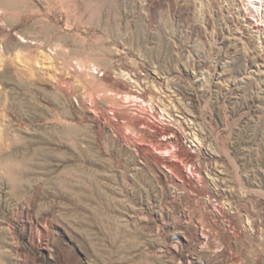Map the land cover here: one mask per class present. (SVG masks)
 Segmentation results:
<instances>
[{"label": "rangeland", "instance_id": "rangeland-1", "mask_svg": "<svg viewBox=\"0 0 264 264\" xmlns=\"http://www.w3.org/2000/svg\"><path fill=\"white\" fill-rule=\"evenodd\" d=\"M0 264H264V0H0Z\"/></svg>", "mask_w": 264, "mask_h": 264}]
</instances>
